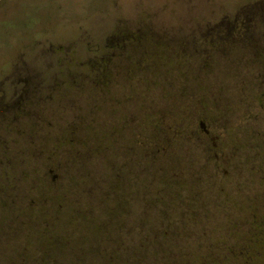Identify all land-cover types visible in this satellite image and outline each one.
Here are the masks:
<instances>
[{"label":"rangeland","instance_id":"374dc122","mask_svg":"<svg viewBox=\"0 0 264 264\" xmlns=\"http://www.w3.org/2000/svg\"><path fill=\"white\" fill-rule=\"evenodd\" d=\"M0 264H264V0H0Z\"/></svg>","mask_w":264,"mask_h":264},{"label":"trees","instance_id":"16d2710c","mask_svg":"<svg viewBox=\"0 0 264 264\" xmlns=\"http://www.w3.org/2000/svg\"><path fill=\"white\" fill-rule=\"evenodd\" d=\"M102 69V68H101Z\"/></svg>","mask_w":264,"mask_h":264}]
</instances>
